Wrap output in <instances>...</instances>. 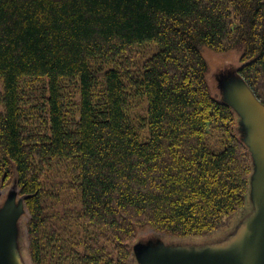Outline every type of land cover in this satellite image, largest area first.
I'll list each match as a JSON object with an SVG mask.
<instances>
[{
  "label": "trees",
  "instance_id": "16d2710c",
  "mask_svg": "<svg viewBox=\"0 0 264 264\" xmlns=\"http://www.w3.org/2000/svg\"><path fill=\"white\" fill-rule=\"evenodd\" d=\"M203 47L241 53L264 104V0H0V186L33 264H129L142 230L207 235L246 207L253 160Z\"/></svg>",
  "mask_w": 264,
  "mask_h": 264
},
{
  "label": "rangeland",
  "instance_id": "374dc122",
  "mask_svg": "<svg viewBox=\"0 0 264 264\" xmlns=\"http://www.w3.org/2000/svg\"><path fill=\"white\" fill-rule=\"evenodd\" d=\"M202 54L210 66V72L207 76L210 89L213 95L217 96L223 103L226 104L227 101L226 88L229 82L240 83L242 81L249 88L239 74V70L243 67L240 61L241 53L235 50L224 52V54H217L203 47ZM231 85L235 87L233 84ZM249 89L252 91L251 88ZM79 90L80 88L75 84L72 88L66 89L65 95L68 97V92L70 91L69 95H71L73 101H79ZM252 93L254 94L253 91ZM261 104L264 107L262 102ZM231 108L238 117L237 123L242 140H247L252 135V129L248 122L241 118L239 111H236L234 107ZM246 146L249 148L254 168L250 179V193L246 207L225 218L219 230L207 235L179 237L165 232L160 233L152 229L142 230L133 246V256L129 264H145L153 254H161L163 250L170 252L175 250L190 251L194 252L197 256H206L211 251L225 252L227 254L228 252L234 253L235 251H240L243 247L242 244L250 239L247 221L252 218V215L256 211L253 196V177L256 176L259 169L258 160L254 157L251 147L248 144ZM63 175L64 171L60 168L56 172L49 170L46 176V179L48 178L46 183H50V181L61 182L64 179ZM3 215H10L16 225L9 246V260L12 264H33L30 257L29 238L27 236V222L30 219V214L27 211L24 197L20 196V190H18L16 182H12L5 188L0 186V218Z\"/></svg>",
  "mask_w": 264,
  "mask_h": 264
},
{
  "label": "water",
  "instance_id": "95a60500",
  "mask_svg": "<svg viewBox=\"0 0 264 264\" xmlns=\"http://www.w3.org/2000/svg\"><path fill=\"white\" fill-rule=\"evenodd\" d=\"M226 89V103L239 111L252 129V135L244 141L258 160L259 169L253 177L256 211L247 221L250 239L234 253L211 251L206 256H197L190 251L163 250L161 254H153L145 264H264V107L242 81L229 82ZM15 229V221L10 215L0 218V264H12L9 246Z\"/></svg>",
  "mask_w": 264,
  "mask_h": 264
}]
</instances>
